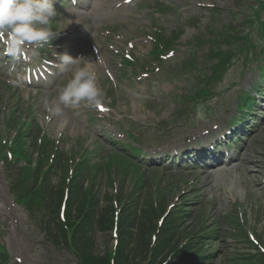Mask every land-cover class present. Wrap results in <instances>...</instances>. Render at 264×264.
I'll return each mask as SVG.
<instances>
[{
  "label": "rangeland",
  "instance_id": "374dc122",
  "mask_svg": "<svg viewBox=\"0 0 264 264\" xmlns=\"http://www.w3.org/2000/svg\"><path fill=\"white\" fill-rule=\"evenodd\" d=\"M96 1L98 6L92 20L82 21L74 39L62 40L61 35L76 23L69 15L73 12L70 9L79 10L67 0H55L57 15L48 25L53 38L44 46L50 52L45 49L41 54L58 58L66 54L79 59L71 65L62 63V72L48 89L20 90L0 76V144L13 140L19 131L26 132L22 152L27 150L31 156L34 137L43 131V137L57 144L55 147L51 144L47 159L51 153L57 154L52 151L53 147L63 150L67 161L69 156L70 160L74 158L76 152L85 151L87 154L82 161L87 162L85 158L96 152L94 155L99 157H91V164L96 166L91 165L88 184L101 201L122 193L124 201L138 199L145 208L150 199V203L155 202L157 206L161 202L167 213L181 214L179 210H182L186 217L181 225L187 232L215 227L216 239L210 241L208 251L218 253L210 264H230L231 259L245 264L258 250L264 253V109L258 111L261 100H256L250 115L256 125L252 124L249 137L237 147L238 153L246 152L244 159H256L260 164L233 162L225 169L221 168L226 165L220 166V170L208 173L209 182L199 174L205 173L202 169L192 170L188 166L151 169L143 164L145 167L137 168L139 161L133 162L130 157V161L118 159V153L126 156L118 149L102 147L97 138L104 132L123 146L130 144L148 153L154 150L170 153L181 146L187 149L211 146L221 135L229 134L233 118L239 116L236 109L240 93H250L254 87L252 82L259 77L258 63L250 65L243 73L233 67L225 77L216 74V78L219 77L216 81L220 82L215 83L214 94L218 95L207 103L198 101L196 104L186 98L193 87L185 79L161 82L157 68L144 74V67L152 64L149 54L156 30L176 38L177 58L184 53L186 44L197 38L202 37L204 41L227 38V25L245 31L249 27L247 21L256 17L257 1L135 0L128 5H124L126 0ZM87 2L91 5L93 0H85ZM261 20L264 21L262 14ZM234 36L233 33L230 39ZM63 41L69 44L68 51L59 50ZM206 53V47L196 53L197 68L202 71ZM128 56L134 64L123 65L121 58ZM81 66L95 71L103 92L102 103L95 107L85 103L59 104V91ZM129 122L140 127V131L127 134ZM204 129L208 131L201 133ZM101 157H114L112 162L115 161L101 165ZM34 159L33 155L32 160L21 161L19 166L35 164ZM75 163L68 166L73 167ZM55 175L52 184L59 185L65 176L63 168ZM16 176L0 163V248L7 251L8 264H77L67 251L49 243L29 219L23 203L17 202L15 193L20 192L21 187L11 183ZM131 195L135 197L127 200ZM97 243L100 253L113 246L106 235L98 234Z\"/></svg>",
  "mask_w": 264,
  "mask_h": 264
},
{
  "label": "trees",
  "instance_id": "16d2710c",
  "mask_svg": "<svg viewBox=\"0 0 264 264\" xmlns=\"http://www.w3.org/2000/svg\"><path fill=\"white\" fill-rule=\"evenodd\" d=\"M157 51L160 52L161 49H157ZM210 55L212 56L207 57L205 61L206 65L209 64L207 68L211 70L212 74L210 76L206 70H199L196 66L193 69H196L195 73L190 71L198 79L195 85L196 92L192 94L191 98L209 95V88L218 79L215 76L217 74L218 59L226 63L229 60L228 54H222L220 48H215ZM194 63V60H190L182 65L172 60L165 64L170 68L182 67V69L186 65V68L189 69V66H194ZM15 151L18 157L26 156L20 145ZM58 157L65 163L64 153H59ZM58 157L53 167L49 166L44 171H42V162L37 163L35 170L26 169L24 181L28 179L29 175L34 174V181L42 177V184L40 189L30 194L22 183L20 187L23 193L20 189L17 195L19 202L26 205L30 218L35 225L38 220V226L49 238V241L55 247L70 252L76 259L77 264L208 263L209 255L194 251L198 244L195 243L194 246L189 244L187 247L181 248L175 245L173 236L177 232L178 217L166 219L163 227L157 230L152 219L154 210L151 203H149L148 209L142 211L140 216L136 214L137 201L130 200V202L124 204L117 215H115L116 208H114L111 201L105 200L104 205H101L98 196L92 191V186L90 185L88 190L84 188L87 174H89L87 162L82 161L78 164L68 184L63 183L60 187H51L49 184L50 174L55 168ZM63 167L65 169V166ZM65 190L68 197L65 200L64 216L60 218V207L64 203ZM117 199L120 200V197ZM118 202L121 205L122 201ZM38 217H48V221L41 224L39 219H35ZM114 225L118 231L117 245L113 252L107 250L105 254L100 255L97 252L96 234L107 235ZM1 255L3 256V254ZM258 263L264 264V258H261Z\"/></svg>",
  "mask_w": 264,
  "mask_h": 264
},
{
  "label": "clouds",
  "instance_id": "9594fccd",
  "mask_svg": "<svg viewBox=\"0 0 264 264\" xmlns=\"http://www.w3.org/2000/svg\"><path fill=\"white\" fill-rule=\"evenodd\" d=\"M55 0H0V46L3 53L13 60H21L30 50L49 44L53 33L48 25L56 17ZM77 59L62 55L64 65ZM103 100L95 71L87 66L76 70L59 91V104L89 107L99 106ZM56 111H60L57 106Z\"/></svg>",
  "mask_w": 264,
  "mask_h": 264
},
{
  "label": "bare ground",
  "instance_id": "6f19581e",
  "mask_svg": "<svg viewBox=\"0 0 264 264\" xmlns=\"http://www.w3.org/2000/svg\"><path fill=\"white\" fill-rule=\"evenodd\" d=\"M94 2H96V0H94ZM97 4L94 3V6H90V5H85L83 7H81V10L80 12L78 13H71L69 15H71L70 17L75 19L76 20V23L74 25H71V29L70 31H66L63 35V40L67 39V38H72L74 39V37L77 35V30H78V26L80 24H82L83 22H89V20H92V16L94 17V14H95V10L97 8ZM73 15V16H72ZM83 21V22H82ZM90 24V23H89ZM82 30V29H81ZM63 49L67 50V46H63L62 47ZM204 131V130H203ZM202 131V132H203ZM201 132V133H202ZM246 156V152H243L241 155H240V158H239V161L240 162H246L247 164L249 165H252V166H257L259 165L260 163H258V161L256 159H244ZM230 164V163H229ZM203 176H205V178L207 179L206 182H209L208 179H209V176L206 175V174H203Z\"/></svg>",
  "mask_w": 264,
  "mask_h": 264
}]
</instances>
